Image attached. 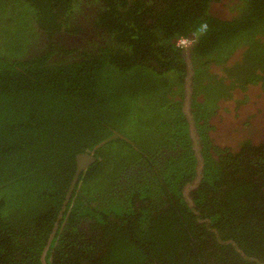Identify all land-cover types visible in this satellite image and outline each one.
Segmentation results:
<instances>
[{
    "label": "trees",
    "instance_id": "1",
    "mask_svg": "<svg viewBox=\"0 0 264 264\" xmlns=\"http://www.w3.org/2000/svg\"><path fill=\"white\" fill-rule=\"evenodd\" d=\"M87 1L92 40L38 54L41 31L76 32L82 0H0V264H42L57 219L47 264H264V140L232 150L208 132L220 100L264 90V0L229 18L214 0ZM83 151L95 160L58 218Z\"/></svg>",
    "mask_w": 264,
    "mask_h": 264
},
{
    "label": "rangeland",
    "instance_id": "2",
    "mask_svg": "<svg viewBox=\"0 0 264 264\" xmlns=\"http://www.w3.org/2000/svg\"><path fill=\"white\" fill-rule=\"evenodd\" d=\"M236 3H238V0H214L211 5V11L220 17L229 18L235 13V11L231 12V7ZM239 55V51L235 52L229 62L235 61ZM211 70L218 71L220 67L211 66ZM145 97L147 100L148 96ZM137 103H140V101ZM187 104L186 101L185 108L188 110ZM148 106L151 108L141 106L140 109H143V111H139L140 121L131 124L143 141H147L149 137L147 128L156 121L152 117L156 115H154L156 112L152 109L157 105L151 100ZM145 113L146 115L149 114V116L143 119L142 117ZM210 123L213 127L208 132L211 138L214 139V143L221 147L228 146L232 150H237L241 141L246 138H250L254 143L264 140V90L261 85L259 83L249 84L246 90L236 88L232 97L218 102L216 113L211 117ZM192 131L194 133L193 125ZM190 187L187 186V192Z\"/></svg>",
    "mask_w": 264,
    "mask_h": 264
},
{
    "label": "flooded vegetation",
    "instance_id": "3",
    "mask_svg": "<svg viewBox=\"0 0 264 264\" xmlns=\"http://www.w3.org/2000/svg\"><path fill=\"white\" fill-rule=\"evenodd\" d=\"M87 2L90 1L82 0V2L79 3L82 9L77 10L72 14V19L70 20V22L71 24H73L74 27H76V32L75 31L72 33L61 32L48 36L47 33L41 31L38 38L36 39V42L32 45L31 51L32 52L35 51L38 52V54H40V50H42L44 45L49 41L56 42L59 40L60 43L64 42L66 46L70 48L72 45L76 47L83 46V44H85L83 38H88V39L90 38L92 40V37L95 35V30L93 27L94 24L93 18L96 12L92 4L86 5ZM45 50L47 51V49ZM45 50H43L42 52H44ZM192 76L193 74L192 73L190 74V72L187 74L186 76L187 84H188V79L190 80ZM168 97H170V94L168 95ZM189 97H190V93H189Z\"/></svg>",
    "mask_w": 264,
    "mask_h": 264
},
{
    "label": "water",
    "instance_id": "4",
    "mask_svg": "<svg viewBox=\"0 0 264 264\" xmlns=\"http://www.w3.org/2000/svg\"><path fill=\"white\" fill-rule=\"evenodd\" d=\"M186 90H187L186 91V95H187L186 101L189 104V101H188L189 100V93H190L189 84L186 85ZM186 111H187V109H186ZM190 128L192 130V125H190ZM94 160H95V156L92 155L91 153L87 152V151H83V152H80V153L76 154V170H75V173H74L73 178L71 180V183H70V186L68 188V191L66 193L65 199H64L62 207H61V210H60V212L58 214V218L61 216L62 211L65 208V205H66V203H67V201H68V199L70 197L71 191H72V189H73V187H74V185H75V183H76V181L78 179V176H79L80 172L82 170H84L85 168H87L92 162H94ZM199 177H200V175H198V177L195 179V183L198 181ZM57 224H58V219L55 221V225L53 227V230L50 233V235L48 237V240H47V243H46V245L43 248V251L41 253L42 264H47L46 260H45V255H46L47 249L49 247V244H50V242H51V240L53 238V235H54V232H55Z\"/></svg>",
    "mask_w": 264,
    "mask_h": 264
},
{
    "label": "built area",
    "instance_id": "5",
    "mask_svg": "<svg viewBox=\"0 0 264 264\" xmlns=\"http://www.w3.org/2000/svg\"><path fill=\"white\" fill-rule=\"evenodd\" d=\"M206 27V24L203 23L199 28L198 31H203ZM194 38L193 37H186V36H181L180 38L177 39L176 44L181 47V48H186L188 47L192 42Z\"/></svg>",
    "mask_w": 264,
    "mask_h": 264
},
{
    "label": "bare ground",
    "instance_id": "6",
    "mask_svg": "<svg viewBox=\"0 0 264 264\" xmlns=\"http://www.w3.org/2000/svg\"><path fill=\"white\" fill-rule=\"evenodd\" d=\"M222 128V127H221ZM144 173V172H143ZM146 174H144V176H145ZM143 176V175H142ZM144 178V177H143ZM163 183V182H162ZM156 188V187H155ZM162 194V193H161ZM165 196V195H164Z\"/></svg>",
    "mask_w": 264,
    "mask_h": 264
}]
</instances>
